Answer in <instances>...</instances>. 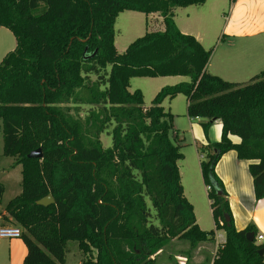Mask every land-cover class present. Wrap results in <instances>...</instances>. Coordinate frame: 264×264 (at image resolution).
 <instances>
[{
	"label": "trees",
	"instance_id": "trees-1",
	"mask_svg": "<svg viewBox=\"0 0 264 264\" xmlns=\"http://www.w3.org/2000/svg\"><path fill=\"white\" fill-rule=\"evenodd\" d=\"M206 1L0 0V28L17 41L0 62V120L4 155L22 165V192L6 210L23 230L24 264H66L70 241L87 256L83 264H158L154 256L173 240L189 243L190 257L222 229L226 242L213 264H264L257 227H236L216 171L236 150L254 161L256 198H264V70L248 84L208 71L213 50L174 18L176 8ZM126 10L159 13L165 29L146 32L120 53L115 24ZM161 76L190 80L163 87L146 107L143 92L130 90L131 79ZM179 94L191 118L207 119L206 133L222 123L221 140L202 148L209 152L201 164L216 230L200 228L184 193V154L170 137L174 116L163 106ZM81 104L95 107L85 119ZM104 133L113 137L109 148ZM39 148L43 157H29ZM49 194L55 203L38 204Z\"/></svg>",
	"mask_w": 264,
	"mask_h": 264
},
{
	"label": "crops",
	"instance_id": "crops-1",
	"mask_svg": "<svg viewBox=\"0 0 264 264\" xmlns=\"http://www.w3.org/2000/svg\"><path fill=\"white\" fill-rule=\"evenodd\" d=\"M227 3L228 0H207L203 5L176 8L174 18L183 33L194 35L207 50L212 45L215 47L207 67L210 73L225 80L243 84L249 77L260 73L261 70H255V67L264 63V0H236L230 7L228 6V10ZM131 14L145 16L147 32L150 29L152 31L165 29L164 18L159 13L146 15L132 11ZM222 19L223 24H221ZM128 44V42L124 44L123 48L125 49ZM185 77L187 76L151 78L156 81L153 99L163 87L190 80L189 77L185 80ZM182 98L186 99L184 111L179 110V101L183 100ZM163 106L166 112L174 116L173 141L184 154V158L179 161V166L185 196L194 206L200 228L210 231L202 226L200 214L203 201L207 203L212 213L208 186L204 182L201 166L209 151L204 149L203 152L202 148H207L211 142L216 143L221 140L222 123L220 120L214 122L206 133L203 123L207 122V119L191 118L188 115V99L183 94L173 99L167 98ZM0 126L2 127V122ZM231 138L235 143L241 141L240 137L235 135ZM252 162L254 161L240 159L236 150H230L219 160L216 171L226 186L236 227L244 230L250 224H254L258 234L264 235V198L261 200L256 198L254 179L250 172ZM13 178L15 180H12ZM0 184L5 188L0 194L1 224L2 226L14 225L7 219L6 207L22 192V166H16L15 158L4 155L3 149L0 152ZM214 229L216 230V227ZM181 242L185 241L175 239L167 246ZM225 242L226 232L222 229L216 230L214 242H206L202 245L213 246V254H215L219 246ZM257 243H264V239ZM163 250L159 251L154 258L158 264H171L173 253H169L166 262H160ZM27 254L28 247L23 237L0 238V264H24ZM213 261L214 257L210 264H213Z\"/></svg>",
	"mask_w": 264,
	"mask_h": 264
},
{
	"label": "rangeland",
	"instance_id": "rangeland-1",
	"mask_svg": "<svg viewBox=\"0 0 264 264\" xmlns=\"http://www.w3.org/2000/svg\"><path fill=\"white\" fill-rule=\"evenodd\" d=\"M234 1L228 0L227 3V10L228 6L230 7L231 4H233ZM132 11H124L120 13V15L117 18L116 24H115V30H116V48L120 53H123L126 51L128 46L135 41L137 38L143 36L146 34V28H147V22L145 16L140 17L137 14H131ZM223 19L221 24H223ZM152 31V29L148 30ZM154 31H158L154 29ZM129 43L128 46L124 49L123 45L126 43ZM17 44L16 37L14 36L13 32L6 28V27H1L0 29V62L3 60L4 56L15 49ZM213 46V45H212ZM211 46V47H212ZM208 47L210 50L214 51L215 47ZM262 58V57H260ZM109 67L108 69H110ZM255 70H264V63L262 62L260 65H257L255 67ZM258 72V71H257ZM256 75V74H255ZM254 75V76H255ZM253 76V77H254ZM252 76L248 78L247 81H244L243 84H248L251 79L253 78ZM91 80L95 81L97 80V76L92 74L90 76ZM185 80H188L187 77L184 78ZM229 81V80H228ZM156 87V81L147 78V77H134L131 79V91H135L137 89H142L143 94H144V100H145V105L151 106L152 105V99H153V92ZM183 100L179 101V110L184 111L186 109V99L182 98ZM80 111L79 114L80 117L85 119L86 117L89 116L90 112L95 108L94 106L90 104H81L80 106ZM0 125H1V120H0ZM112 129V127H111ZM174 129V128H173ZM173 129L170 132V137L173 140ZM102 141L104 144L105 148H109L113 145V137L112 135L108 134H102ZM175 143V142H174ZM3 149V129L0 126V152ZM15 164L16 159H15ZM22 166V165H21ZM12 180H15L14 178ZM18 180V178H17ZM200 214L202 218V226L206 227L207 230H212L215 228L214 220H213V214L210 211L209 206L205 201L202 202V206L200 209ZM18 225V224H17ZM18 227H20L18 225ZM202 245V244H201ZM200 247V246H199ZM197 248L196 250L192 251L191 256L189 257L186 252L190 250V245L187 244L186 242H181L178 244H172L171 246H166L163 250V253L160 256V262H166L167 261V256L169 253H173L172 256V262L177 261V257L179 255L187 256L189 258V264H198L202 262L203 264H210L211 259L214 257L213 253V246H207L206 244H203L200 248ZM209 247V248H208ZM96 253V252H94ZM182 253V254H180ZM176 256V257H175ZM175 257V258H174ZM83 258L85 257V254L83 251L80 250L78 246V242L76 241H70L68 243V251L66 255V264H78V262L83 261Z\"/></svg>",
	"mask_w": 264,
	"mask_h": 264
},
{
	"label": "built area",
	"instance_id": "built-area-1",
	"mask_svg": "<svg viewBox=\"0 0 264 264\" xmlns=\"http://www.w3.org/2000/svg\"><path fill=\"white\" fill-rule=\"evenodd\" d=\"M23 230L17 225L2 226L1 224V210H0V238H22ZM264 239V235L258 234L257 241ZM217 256V251L214 254V259ZM79 264H83L80 262ZM177 264H189V258L187 256H178Z\"/></svg>",
	"mask_w": 264,
	"mask_h": 264
},
{
	"label": "water",
	"instance_id": "water-1",
	"mask_svg": "<svg viewBox=\"0 0 264 264\" xmlns=\"http://www.w3.org/2000/svg\"><path fill=\"white\" fill-rule=\"evenodd\" d=\"M29 157H38V158L43 157L42 149L39 148L37 150L32 151L29 154ZM53 203H55V199H54V197L51 194L47 195L46 197H44V198H42V199H40L38 201V204L43 205V206H49V205H51ZM247 236H248V239L250 241H254L255 240V234L254 233H248ZM259 253H260L261 256H264V248L261 249L259 251Z\"/></svg>",
	"mask_w": 264,
	"mask_h": 264
}]
</instances>
